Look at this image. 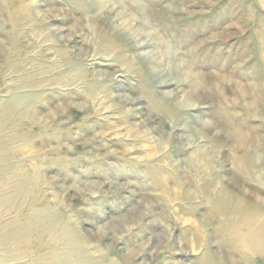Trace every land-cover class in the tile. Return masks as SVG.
Segmentation results:
<instances>
[{"label": "rangeland", "instance_id": "1", "mask_svg": "<svg viewBox=\"0 0 264 264\" xmlns=\"http://www.w3.org/2000/svg\"><path fill=\"white\" fill-rule=\"evenodd\" d=\"M104 4L0 0V264H264V0Z\"/></svg>", "mask_w": 264, "mask_h": 264}, {"label": "bare ground", "instance_id": "2", "mask_svg": "<svg viewBox=\"0 0 264 264\" xmlns=\"http://www.w3.org/2000/svg\"><path fill=\"white\" fill-rule=\"evenodd\" d=\"M105 3V0H100V5L101 6H103V4ZM104 7H105V4H104ZM103 7V8H104ZM115 9V8H114ZM174 10H177L176 8L174 9ZM111 12H113L114 10L113 9H111L110 10ZM177 11H179V10H177ZM170 12H173V8L170 10V11H164V12H161V14L159 13V14H157V13H155V11L154 10H148V9H144L143 10V13H145V14H148V16H152V18H153V23H148L147 21L146 22H144L143 21V24H145V25H147V27H148V29H150L151 31H153L152 30V28L155 26V27H167L170 23H172V22H174L175 20H177V18L176 17H174V16H170ZM114 14H117V13H114ZM119 15H120V13H118L117 14V17L119 18ZM116 16V15H115ZM118 22V21H117ZM125 23V22H124ZM123 23V24H124ZM126 24V23H125ZM132 30V29H131ZM139 31H136V29L135 30H133V32H132V34H133V36H134V34H136V37H142V34L139 32ZM131 34V33H130ZM131 34V35H132ZM118 36H120V38L123 40V38H125V37H127V36H129V35H123V34H120V35H118ZM143 38V37H142ZM122 40H120L121 42H123ZM139 40V39H138ZM140 41V40H139ZM118 43V42H117ZM139 45L140 46H143V47H150L151 46V43H150V41H148V40H145V41H143V43H141V42H139ZM119 47H120V45H119ZM146 59V61L148 62V72H147V76L149 77V75L151 76L153 73L154 74H157V72H158V70H156V67L154 66V65H160L161 64V61L159 60V58H158V56H157V54H154L153 52H150L149 53V55H146V57H145ZM165 71H167V70H165ZM183 71L180 69V68H178V66L177 67H169V70L167 71V73H168V75L170 74V76H174V77H177V78H179L178 76H181L180 74L182 73ZM150 78V77H149ZM178 81V83H183L184 81H182V80H177ZM185 83V82H184ZM164 85H169V83H167V81L166 82H162L161 84H160V86H164ZM166 87V86H165ZM216 87V86H215ZM161 94H162V99L160 100L158 97H155V104L158 106V108H161V109H163L167 114L168 113H170L171 115H173L174 117H177L175 114V109L173 110V109H170V108H168V107H165V105L163 104V101L164 100H166V99H170L171 98V93L170 92H160ZM159 93V94H160ZM159 96V95H158ZM130 99V98H129ZM115 100H117V99H115ZM127 100V99H126ZM171 100V99H170ZM114 101V100H113ZM130 101V100H129ZM135 101V100H134ZM133 101V102H134ZM95 102V101H94ZM118 103V102H117ZM134 104V103H133ZM118 105V104H117ZM156 109H157V107H156ZM138 110V109H137ZM178 114V113H177ZM178 118V117H177ZM36 123H37V121H35ZM201 123V122H200ZM235 134H236V142L238 143V147L240 148V149H248L249 147H248V139L244 136V135H242L241 133H239V132H235ZM206 151V150H205ZM203 157V156H202ZM242 164H245L246 166H249V162L247 161V159L246 158H242ZM206 168V167H205ZM208 169V168H207ZM179 170V169H178ZM208 171H209V169H208ZM207 171V172H208ZM4 172V171H3ZM200 173H201V175L202 176H205L204 174L206 173L205 172V170H204V168L202 169L201 168V170L199 171ZM211 172H212V170H211ZM2 173V172H1ZM250 176V175H249ZM249 176H246V177H248V178H250ZM4 177V176H3ZM19 177H21L20 175H19ZM6 178H8V177H6ZM1 179V178H0ZM9 179V178H8ZM20 179V178H19ZM19 179H17L16 178V180H19ZM23 179V178H22ZM258 179V178H257ZM15 180V181H16ZM259 180V179H258ZM21 183H23L22 182V180L20 181ZM3 183H4V181H3ZM17 183V182H16ZM27 184H29V183H27ZM2 186V185H1ZM24 186V185H23ZM32 186V185H31ZM205 186V185H204ZM208 187V186H207ZM4 189V188H3ZM208 189V188H207ZM210 189V188H209ZM14 190V189H13ZM18 190V189H17ZM205 190V189H204ZM22 191V190H21ZM28 192V191H27ZM210 192V191H209ZM225 189L222 191L221 190V192H219L220 194H222V195H224L225 194ZM211 193V192H210ZM22 194V193H21ZM23 194H25V193H23ZM15 195V194H14ZM230 195H232V194H230L229 193V195L226 197L225 195V197L226 198H228V200H229V198H230ZM26 196V195H25ZM211 196H213V194H211ZM17 197V196H16ZM19 197V196H18ZM21 197V196H20ZM223 197V196H222ZM234 197V196H233ZM24 198H26V197H24ZM211 198V197H210ZM220 198V197H219ZM20 199V198H19ZM22 199V198H21ZM216 199V200H215ZM215 199H213L212 198V200H213V202L215 201V202H217L218 201V197L217 198H215ZM14 200V199H13ZM12 200V201H13ZM21 202V201H20ZM19 202V203H20ZM226 203L228 204V205H231L232 203H230V200H229V202L228 201H226ZM25 204V203H24ZM226 204V205H227ZM246 204V203H245ZM18 206V205H17ZM242 208H244V207H242ZM225 212V211H224ZM220 214V212L218 213V215ZM222 214V213H221ZM227 215V214H226ZM259 219V218H258ZM256 220H257V217H255V220L254 219H252L251 221H249V222H247V225H245V226H241V225H238L237 224V226H234L233 227V231H235L236 232V236L235 237H237V241H238V243H241V247H240V251H249V252H251V253H254V254H258V253H263L264 252V224L263 225H257V224H255L256 223ZM12 225V224H11ZM29 227V226H28ZM245 227V228H244ZM21 228V227H20ZM242 228H244V230H242ZM9 230H10V228H9ZM9 230H7V232L9 231ZM15 230V229H14ZM20 230H22V229H20ZM29 231V230H28ZM17 232H18V230H17ZM21 232H23V231H21ZM30 232V231H29ZM15 233H16V231H15ZM6 234V233H5ZM25 235H27V234H25ZM44 235V234H43ZM32 236V235H31ZM30 236V237H31ZM26 237V236H25ZM28 237H29V235H28ZM28 237H26V238H28ZM58 241V240H57ZM50 243V242H49ZM51 245V244H50ZM8 248V247H7ZM41 251V250H40ZM32 253V252H31ZM28 256V255H27ZM20 260V259H19ZM37 263V262H36ZM11 264V263H10ZM54 264H58L57 262H55Z\"/></svg>", "mask_w": 264, "mask_h": 264}]
</instances>
